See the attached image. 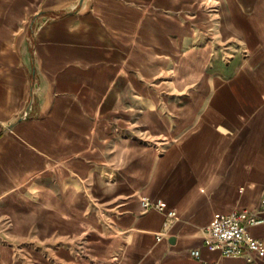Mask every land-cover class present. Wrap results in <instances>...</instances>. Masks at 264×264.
Here are the masks:
<instances>
[{"label": "crops", "instance_id": "0c3cea01", "mask_svg": "<svg viewBox=\"0 0 264 264\" xmlns=\"http://www.w3.org/2000/svg\"><path fill=\"white\" fill-rule=\"evenodd\" d=\"M263 197L264 0H0V264H264Z\"/></svg>", "mask_w": 264, "mask_h": 264}, {"label": "built area", "instance_id": "2783aa9c", "mask_svg": "<svg viewBox=\"0 0 264 264\" xmlns=\"http://www.w3.org/2000/svg\"><path fill=\"white\" fill-rule=\"evenodd\" d=\"M142 207L162 210L163 204L159 200L145 199L142 201ZM260 211H264V197L261 198L258 209L242 208L215 216L204 228L207 246L211 250H218L222 257H242L248 262L263 257L264 242L249 232L251 226L264 222ZM166 215L174 217L176 214L174 210H168ZM191 255L199 257V251L192 250Z\"/></svg>", "mask_w": 264, "mask_h": 264}]
</instances>
